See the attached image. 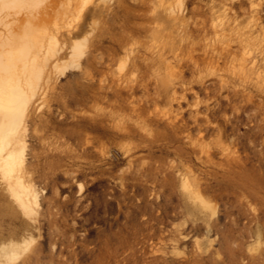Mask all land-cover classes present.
<instances>
[{"label":"rangeland","instance_id":"1","mask_svg":"<svg viewBox=\"0 0 264 264\" xmlns=\"http://www.w3.org/2000/svg\"><path fill=\"white\" fill-rule=\"evenodd\" d=\"M263 74L264 0H0V264H264Z\"/></svg>","mask_w":264,"mask_h":264},{"label":"bare ground","instance_id":"2","mask_svg":"<svg viewBox=\"0 0 264 264\" xmlns=\"http://www.w3.org/2000/svg\"><path fill=\"white\" fill-rule=\"evenodd\" d=\"M234 37H236V36H234ZM234 40V39H233ZM236 41V40H235ZM197 44V43H196ZM205 44V43H204ZM242 44V43H241ZM240 44V45H241ZM194 45V44H193ZM246 46L247 45H244V47L243 48H246ZM259 46V45H258ZM205 48V47H204ZM208 48V47H207ZM215 49V48H214ZM261 49V48H260ZM255 50V49H254ZM244 51H247L246 49L244 50ZM261 51V50H260ZM205 52V51H204ZM216 52V51H215ZM218 52V51H217ZM222 52V51H221ZM248 52V51H247ZM210 53V52H209ZM208 53V54H209ZM254 52L252 51V54H253ZM255 53H256V51H255ZM259 53V52H258ZM259 54H261V53H259ZM189 55V54H188ZM210 55V54H209ZM217 55V54H216ZM220 55V54H219ZM243 55V54H242ZM255 55V54H254ZM235 56V55H234ZM232 57V56H231ZM193 58V57H192ZM244 58H245V56H244ZM237 59V58H236ZM229 60H230V58H229ZM194 61H195V58H194ZM231 61V60H230ZM196 62H197V59H196ZM245 62V61H244ZM259 62V61H258ZM257 62V63H258ZM242 63H243V61H242ZM205 65V64H204ZM212 65V64H211ZM242 65V64H241ZM250 66V65H253L252 63L251 64H247L246 66ZM206 66V65H205ZM239 66V65H238ZM258 66H259V64H258ZM257 66V67H258ZM241 68L240 69H242V72H244V70H243V68H242V66H240ZM251 67V66H250ZM249 67V68H250ZM254 67V66H253ZM263 67V66H262ZM217 68V67H216ZM224 68V67H223ZM200 69V68H199ZM202 69V68H201ZM234 69V68H233ZM259 69V68H258ZM208 70H210V69H208ZM256 70V69H255ZM254 70V71H255ZM198 71V70H197ZM213 71V70H212ZM262 71V70H261ZM233 72V71H232ZM222 73H224V72H222ZM234 73H235V71H234ZM257 73V72H256ZM212 74V73H211ZM236 74V73H235ZM262 74V73H261ZM224 75H226V74H224ZM230 75V74H229ZM233 75V74H232ZM264 75V74H263ZM234 76H236V75H234ZM200 77V76H199ZM226 77V76H225ZM237 77V76H236ZM175 78V77H174ZM173 78V79H174ZM177 78V77H176ZM177 79H179V78H177ZM224 79V78H223ZM236 79V78H235ZM197 80V79H196ZM239 80H240V78H239ZM249 80V79H248ZM264 80V79H263ZM176 81V80H175ZM224 81V80H223ZM237 81V80H236ZM261 81V80H260ZM245 82V81H244ZM224 83V82H223ZM243 83V82H242ZM263 83V82H262ZM257 84V83H256ZM254 86H256L255 84H253ZM48 86V85H47ZM242 86V85H241ZM261 86V85H260ZM221 88H222V85H221ZM260 88H263V87H260ZM259 88V89H260ZM255 90V89H254ZM253 93H249V95L247 96V101H250L251 99H252V97H253ZM264 96V95H263ZM258 106L260 107L261 106V104H258ZM8 154V153H7ZM10 154V153H9ZM9 156V155H8Z\"/></svg>","mask_w":264,"mask_h":264}]
</instances>
